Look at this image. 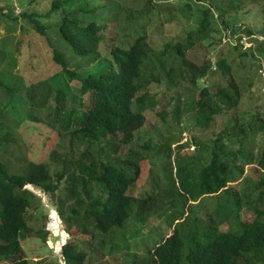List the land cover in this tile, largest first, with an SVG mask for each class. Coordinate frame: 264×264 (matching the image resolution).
<instances>
[{
  "label": "trees",
  "instance_id": "16d2710c",
  "mask_svg": "<svg viewBox=\"0 0 264 264\" xmlns=\"http://www.w3.org/2000/svg\"><path fill=\"white\" fill-rule=\"evenodd\" d=\"M25 1L27 9L20 16H15L13 10L3 14L2 7L0 16L10 21L20 17L45 37L52 65L60 71L35 82H27L22 74L7 73V80L0 79V141H11V130L27 125V120H41L37 116L40 113L45 114L58 128V134L68 137L72 147L80 152L70 161L52 152V174L45 163L32 162L22 172L11 171L0 155V264H28L22 258L21 241L29 231L26 211L35 196L27 186L48 194L61 191V205L66 208L53 204L60 221L66 224V231L73 225L84 234L88 227L101 235L122 228L130 218L133 203L138 207L137 216L142 204L152 200L147 197L143 201L128 194L140 180V153L129 151L119 155L145 123L143 111L149 95L141 92L144 86L140 78L152 53L148 36L138 25L133 37L118 36L116 18L124 7L114 0ZM187 10L179 11L182 16L192 13L191 9ZM205 10L197 15L199 28L193 32L199 41L205 40L211 32L205 29L206 15L210 11ZM215 10L219 18L220 13ZM131 14L129 26L135 24ZM262 19L264 25V11ZM109 22L115 24L114 38H110L109 51L101 55L100 46L105 41ZM221 24L229 31L225 21ZM50 29L55 33L54 42L47 34ZM246 34L251 36L252 32ZM126 38L131 41L129 45L123 44ZM186 51L181 43L165 44L163 62L169 55L170 67L158 66L161 71L175 74L178 71L179 84L183 80L196 88L211 63L196 67L187 61ZM225 62L218 59L215 63L222 76L230 73ZM149 79L155 80L153 76ZM198 92L194 106L197 123L210 129L218 123V118L226 125L220 132H212L210 145L203 148L205 156L195 157L197 161L203 160L197 178L189 174L185 165L176 171V196L167 200L171 205L165 217V224L171 226L172 233L147 249L145 256L152 264L259 263L264 261V209L254 208L253 219L242 220L239 196L229 184L244 174L245 166H255L264 172L262 107L242 112V95L233 80L212 89L203 86ZM150 108H154V104ZM2 129L5 132L1 133ZM201 146L202 143L197 145L198 153ZM149 147L147 142L143 148L148 150ZM259 184L264 188V178ZM205 197L216 199L211 212L187 206L188 202ZM257 202L264 205V191L258 192ZM223 224H227L228 231L221 230ZM49 226L47 223V230L53 232ZM54 232L60 239L65 237L57 229ZM61 257L64 264H85L87 260L86 253L79 251L75 244H65Z\"/></svg>",
  "mask_w": 264,
  "mask_h": 264
},
{
  "label": "rangeland",
  "instance_id": "374dc122",
  "mask_svg": "<svg viewBox=\"0 0 264 264\" xmlns=\"http://www.w3.org/2000/svg\"><path fill=\"white\" fill-rule=\"evenodd\" d=\"M114 1L124 7L122 14L116 18L118 36L133 37L137 25L141 26V32L148 36L152 49L140 78L144 86L141 92L149 95L143 111L145 123L135 134L133 142L119 152V155H126L129 151L140 153V180L128 190V194L143 201L147 197L152 200L142 204L137 216L135 213L138 207L133 203L130 218L122 228L101 235L88 227L87 234H84L73 225L66 231V224L60 221L53 204L66 208V205H61V191L48 194L39 188L27 186L35 196L26 211L29 231L26 232L27 237L21 241L22 258L28 264H64L61 248L65 244H75L79 251H84L87 255L85 264H152L151 259L145 256L146 250L152 249L154 244L160 243L172 233L171 226L165 224V217L170 213L171 205H168L167 200L176 196V171L185 165L189 174L197 178L203 160L197 161L195 157L199 155L202 159L205 156L204 149L214 137L212 132H220L226 125L218 118V123L213 124L210 129L197 123L194 106L198 100V90L203 86L210 89L226 86L233 80L239 85L242 95L241 111L251 112L262 107L259 109L264 113V0ZM0 7L4 9L3 14H10L13 10L15 16H20L27 9L25 0H0ZM215 8L221 15L219 18ZM184 9H191L192 13L187 12V15L182 16ZM205 9L210 10L206 15L205 29L211 32L205 40L199 41L193 32L199 28L197 15L206 11ZM130 14L135 20L132 26L128 23ZM223 21L229 31L221 26ZM114 32L115 24L109 22L104 33L105 41L100 46L101 55L109 51L110 38H114ZM250 32L252 34L248 36L246 33ZM47 34L54 42L53 29L48 30ZM189 39L193 42L190 43ZM130 43L128 38L123 42L124 45ZM167 43L185 45L186 59L196 67L211 63L205 77L199 79L198 87H192L182 79L179 84L178 71L175 74L169 73V70H160L159 64L165 69L170 67L169 55L165 62L162 57L164 45ZM218 59H225L230 73L224 76L220 74L215 64ZM59 71V68L52 65L51 52L45 37L37 34L20 17L16 21H10L0 16V79L7 80V73L12 76L22 74L27 82H35L49 78ZM150 76L155 80H150ZM74 95L78 97L77 90ZM153 104L154 108H150ZM37 116L41 120H27V125L21 124L16 126L17 129L11 130V141H0V155L9 164L11 171L22 172L32 162L45 163L52 174V152L68 161L79 155L80 151L72 147L68 137L58 134V128L45 118V114L39 113ZM3 132L4 129L1 133ZM147 142L150 147L145 150L143 147ZM200 143L202 146L198 153L197 145ZM263 178L264 172L255 169V166H245L244 174L236 182L229 184L239 196L240 216L244 221L253 219L254 208L264 209V205L257 202L258 192L264 191L259 184ZM215 201V197L199 198L197 201L188 202L187 206L205 208L211 212L216 206ZM142 219L144 222H139ZM47 223L53 232L47 230ZM229 225H232L231 222ZM221 228L224 232L229 230L227 224H223ZM55 229L65 237L60 239L54 235ZM45 231L46 234L42 235ZM60 240L63 242L59 245ZM255 264H264V261Z\"/></svg>",
  "mask_w": 264,
  "mask_h": 264
},
{
  "label": "built area",
  "instance_id": "2783aa9c",
  "mask_svg": "<svg viewBox=\"0 0 264 264\" xmlns=\"http://www.w3.org/2000/svg\"><path fill=\"white\" fill-rule=\"evenodd\" d=\"M262 76H263V79H264V73L262 74Z\"/></svg>",
  "mask_w": 264,
  "mask_h": 264
}]
</instances>
